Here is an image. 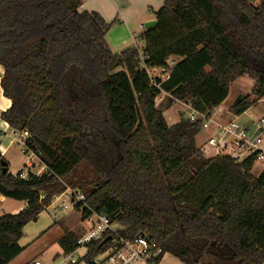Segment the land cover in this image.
I'll return each mask as SVG.
<instances>
[{
    "label": "trees",
    "instance_id": "16d2710c",
    "mask_svg": "<svg viewBox=\"0 0 264 264\" xmlns=\"http://www.w3.org/2000/svg\"><path fill=\"white\" fill-rule=\"evenodd\" d=\"M252 2L163 0L156 25L140 34L143 48L114 53L110 24L80 12V0H0V88L10 100L0 118L28 133L47 169L20 178L0 163V195L25 202L0 216V264L22 252L23 227L81 163L94 175L75 207L81 220L103 214L120 227L83 245L84 264L111 240L139 234L182 264H264V165L256 175L251 157H204L201 120L179 113L168 125L154 104L164 92L163 106L182 101L209 114L244 75L250 92L228 111L237 116L264 99V0ZM57 243L64 254L80 246L66 231Z\"/></svg>",
    "mask_w": 264,
    "mask_h": 264
},
{
    "label": "built area",
    "instance_id": "2783aa9c",
    "mask_svg": "<svg viewBox=\"0 0 264 264\" xmlns=\"http://www.w3.org/2000/svg\"><path fill=\"white\" fill-rule=\"evenodd\" d=\"M150 77L166 78V74L159 68H145ZM157 71L160 73L157 74ZM168 94L161 92L154 99V104L158 106L165 102ZM190 108V107H189ZM187 116L189 121L201 120V132L211 128L208 135L198 146L199 151L206 158L228 157L234 161H243L253 158L254 162L264 160V118L253 120L251 125L244 127L239 125L235 119L222 120L216 117L215 109L209 114H202L190 108ZM13 140L20 145V152L26 161L19 172L20 178H26L29 173L39 175L46 172V166L39 160L35 152L29 147L27 141L29 135L26 131H13ZM66 198L65 200H63ZM85 195L75 189H66L53 196L51 204L60 201L61 211L74 209L79 204H83ZM81 205L80 208H82ZM54 213V218H58ZM87 227L86 235L78 240V244L84 245L91 240H98L106 232L115 233L112 224L103 214H92L83 220ZM164 254L148 236L139 234L133 239L118 237L109 243L104 252L96 256L93 260L95 264H136L145 262L146 264H159ZM76 260L71 254L60 258L59 264H74ZM33 264H40L34 261Z\"/></svg>",
    "mask_w": 264,
    "mask_h": 264
},
{
    "label": "rangeland",
    "instance_id": "374dc122",
    "mask_svg": "<svg viewBox=\"0 0 264 264\" xmlns=\"http://www.w3.org/2000/svg\"><path fill=\"white\" fill-rule=\"evenodd\" d=\"M167 62L169 65L173 63L170 59H168ZM158 73L160 72L157 71V74ZM252 85L253 80L245 75L230 83L227 97L218 107L215 108L216 117L224 120L235 119L239 125L244 127L250 126L253 120L259 119L261 117L264 118V99L259 100L255 105L251 106L240 115H232L228 111V107L237 97L246 96L249 94ZM163 105L164 102L159 104L157 108L161 111L168 125H172L178 120L179 113H183V115L187 117L191 111L189 106L184 104L182 101H174L170 107ZM211 133V128H208L203 132H199L195 137L197 147ZM11 135L13 136L14 133H11ZM5 140L6 139L2 140L3 143L6 142ZM6 157L10 159V171L16 170L15 172H17L21 168L22 164H24L26 161L25 156L20 152V145L16 142L11 144V148L7 152ZM263 165L264 160L254 162L252 172L256 175L259 174ZM93 180L94 175L90 167L85 163H81L73 172L69 173L65 177L64 183L68 188L75 189L83 193L92 187ZM65 199L66 198L63 200ZM71 210L78 211L74 208L62 212L60 209V201H58L57 203L48 206L46 210L39 214L37 220L27 223L23 227L22 236L19 239V244L21 246H26L25 253L20 257V259L30 256L36 257L41 264H59L60 258L51 260L53 258L52 255L58 249V246L55 244L54 240L56 238L58 239L61 230L59 222L54 220V213H57L59 217L63 218L66 215H69ZM74 211H72V213ZM53 221L55 225L52 224ZM77 232H80V230ZM35 237L39 238L33 240ZM82 252L83 247L77 249L74 252L75 258L78 261L77 264H84L83 261L80 260L82 257Z\"/></svg>",
    "mask_w": 264,
    "mask_h": 264
},
{
    "label": "crops",
    "instance_id": "0c3cea01",
    "mask_svg": "<svg viewBox=\"0 0 264 264\" xmlns=\"http://www.w3.org/2000/svg\"><path fill=\"white\" fill-rule=\"evenodd\" d=\"M260 1L261 0H253L252 3L253 5L257 6L259 5ZM162 3L163 0H80V6L78 10L80 12L86 11L97 13L103 18L106 23L110 24V27L105 34V40L112 52L119 53L121 50L128 46H136L140 50L143 48V42L140 40V34L145 30V28H143V24L147 21L155 20L154 13L161 7ZM169 59L171 60V62H174L172 58ZM2 74L3 68L0 65V78ZM9 106L10 100L2 95V90L0 88V113L8 109ZM11 133H13V130L10 129L8 124L0 118V157L7 164L8 172L14 175L22 169L24 164H22L21 168L17 172H15L16 170L10 171V159L6 157V154L11 148V144H14L13 136L11 135ZM4 139H6L5 143H3L2 141ZM24 206V201L15 200L0 195V216L3 214L18 213ZM72 211L74 210H71V213L69 215H66L63 218L58 216V218H54V220H57L59 222L61 228L60 235L65 231L70 232L74 234V236H76V238L79 240L86 235L87 227L80 218V212L74 211L73 213L75 214H73ZM52 224L55 225L54 221ZM112 226L115 230L120 229L117 224H112ZM78 230H80V232H77ZM37 238L39 237H35L33 240H36ZM54 242L55 244H57L58 249L52 255L53 258L51 260L55 258H63V256L71 254L76 260L74 264H77L78 261L75 258L74 252L77 249L83 247L81 256H83L85 253V247L83 245H80L73 252L64 254L57 243V238L54 240ZM19 246L23 248L22 252L18 254L14 259H12L8 264H27L38 261L36 257L30 256L24 259H20V257L25 253L26 246H21L20 244ZM136 264L146 263L138 262ZM159 264L182 263L169 254H164L160 259Z\"/></svg>",
    "mask_w": 264,
    "mask_h": 264
},
{
    "label": "water",
    "instance_id": "95a60500",
    "mask_svg": "<svg viewBox=\"0 0 264 264\" xmlns=\"http://www.w3.org/2000/svg\"><path fill=\"white\" fill-rule=\"evenodd\" d=\"M155 25H156V20H151V21H147V22H145V23L143 24V28L148 29V28L154 27ZM0 163H1V165L3 166V170H2V171L5 173V172L7 171V167L5 166L6 163H5L4 160H1ZM108 239H109V237L105 238V239L103 240V242L107 241Z\"/></svg>",
    "mask_w": 264,
    "mask_h": 264
}]
</instances>
